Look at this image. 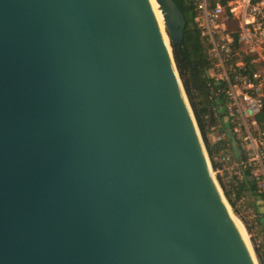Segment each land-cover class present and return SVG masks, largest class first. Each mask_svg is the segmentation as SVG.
<instances>
[{"label":"water","instance_id":"obj_1","mask_svg":"<svg viewBox=\"0 0 264 264\" xmlns=\"http://www.w3.org/2000/svg\"><path fill=\"white\" fill-rule=\"evenodd\" d=\"M154 1L0 0V264H257Z\"/></svg>","mask_w":264,"mask_h":264},{"label":"built area","instance_id":"obj_2","mask_svg":"<svg viewBox=\"0 0 264 264\" xmlns=\"http://www.w3.org/2000/svg\"><path fill=\"white\" fill-rule=\"evenodd\" d=\"M192 1L198 10L195 22L206 42L210 69H220L218 73L208 71L210 99L223 111L238 146L239 155L228 144L216 153L214 162L219 167L215 172L222 169L228 181H244L248 172L252 200L248 202L242 195L235 203L261 235L264 257V128L256 122V115L264 107V0ZM222 18L234 22L236 30L221 29ZM216 138L223 140L221 135Z\"/></svg>","mask_w":264,"mask_h":264},{"label":"trees","instance_id":"obj_3","mask_svg":"<svg viewBox=\"0 0 264 264\" xmlns=\"http://www.w3.org/2000/svg\"><path fill=\"white\" fill-rule=\"evenodd\" d=\"M179 9L184 15L186 25L183 32V44L173 45L172 52L175 60L176 68L182 82L185 94L190 103L193 115L195 117L201 139L207 152L212 168L215 169L214 156L216 153L225 147L223 140L212 142L208 138L209 129L216 125L214 109L219 110L211 101L212 91L210 89L211 79L208 71L210 62L206 54V42L200 34V29L195 22V17L198 10L192 0H174ZM256 122L260 128H264V107L256 115ZM248 172H245L247 176ZM220 180V186L223 189L224 196L227 201L233 206L236 199L240 198L243 189L246 187L244 181H239L235 178L230 179L232 182L231 188L228 189L224 182ZM248 189L253 194V187ZM234 192V194H233ZM260 264H264V259L258 248H255Z\"/></svg>","mask_w":264,"mask_h":264},{"label":"rangeland","instance_id":"obj_4","mask_svg":"<svg viewBox=\"0 0 264 264\" xmlns=\"http://www.w3.org/2000/svg\"><path fill=\"white\" fill-rule=\"evenodd\" d=\"M222 20H223L222 21V27L223 28H221V29L236 30V25H235L234 22H230L228 20H225L224 18H222ZM160 25H161L162 31H164V24H163L162 19H161ZM222 33H224V32H222ZM220 35L218 34V36H216V38L219 39ZM165 38L167 40V36H165ZM171 49H172V47H171ZM209 71L212 72V73L213 72L214 73H218V71H220V69L214 68L213 71H212V69H210ZM188 103H189V101H188ZM214 116H215L216 125L209 129L208 138L212 142H215L217 140V138H216L217 135H221L223 137V139L229 138L228 145L230 146V148L234 151V153L236 155H239L238 154V146L236 144V141L234 139L230 138L227 135V133H228V131H227L228 130L227 122H225L224 120H223L224 122L223 121L221 123L219 122L220 118L221 119H225V115H224L223 111L216 109L214 111ZM208 162H209V165H210V171H211L212 177L214 178V180H215L220 192L222 193V196L224 197L225 201L227 202V205H228L232 215L234 216V218H236L238 223L240 222L239 224L241 225L242 229L244 230V236L247 239V242H248V244L250 246V249L253 252V255H254V258L256 260V263L260 264V261H259V258L257 256V254H256L255 248H258L260 250V252H261V242H260V240L262 239V237H261L260 234H257V232H255L253 230V228L250 226V224H248V222L245 220L244 213L236 207V203L234 202L235 204L233 206H231L230 203L227 201L226 197L224 196L223 189L220 186V180L219 179H221L224 182V185L226 187H228V189L231 188V184L234 185L232 182L233 181L236 182V181L233 180V181L229 182L228 179L225 178V172L222 169H221V171H219V173L215 172L218 165L215 167V169H213L212 165H211V163L209 161V158H208ZM243 179H244V183L245 184L247 183V184H246V187L243 189L242 195L247 196V198H248L247 201L251 202L253 194H251L249 189H248L250 186L248 185V180H247L246 176L243 177ZM233 194H234V192H233ZM249 234H251V235H249ZM262 258L264 259L263 256H262Z\"/></svg>","mask_w":264,"mask_h":264},{"label":"bare ground","instance_id":"obj_5","mask_svg":"<svg viewBox=\"0 0 264 264\" xmlns=\"http://www.w3.org/2000/svg\"><path fill=\"white\" fill-rule=\"evenodd\" d=\"M150 2H151L152 6L154 8V11L156 13V16H157V19H158L159 23H161V16H160L159 8H158L156 2L154 0H150ZM238 226H239V228L241 229V231H242V233L244 235V230L242 229L241 225H238Z\"/></svg>","mask_w":264,"mask_h":264},{"label":"crops","instance_id":"obj_6","mask_svg":"<svg viewBox=\"0 0 264 264\" xmlns=\"http://www.w3.org/2000/svg\"><path fill=\"white\" fill-rule=\"evenodd\" d=\"M223 120L225 121V119H221V118H220V119H219V122L221 123ZM224 121H223V122H224ZM227 128H228V127H227ZM227 131H228L227 135L231 138V134H230L229 129H228ZM223 141L225 142V145H226V144H228L229 138L223 139Z\"/></svg>","mask_w":264,"mask_h":264}]
</instances>
